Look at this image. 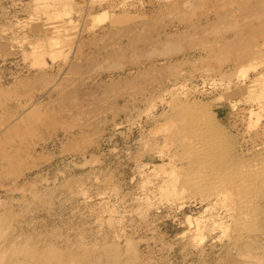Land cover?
Masks as SVG:
<instances>
[{"label": "rangeland", "instance_id": "1", "mask_svg": "<svg viewBox=\"0 0 264 264\" xmlns=\"http://www.w3.org/2000/svg\"><path fill=\"white\" fill-rule=\"evenodd\" d=\"M38 1L0 0V85L9 89L11 84L13 88L18 80L26 81L45 71L51 79L22 87L9 96L11 99H5L0 117L12 113L18 105L17 109L49 104L55 110L57 103L63 102L61 97L65 109L75 113V117L70 126H37L34 139L25 141L33 148L23 143L24 149L32 152L25 154L29 156L23 158L24 167H19V174L7 175L9 178L0 174V264H38L47 258L53 262L60 258L65 264H264V176L258 178L264 174L260 173L264 170V97H260L259 103L244 91L246 82L251 81L248 78L262 72L263 63L241 67L242 73L248 75L242 76L243 82L236 75L240 69L230 73L232 63L227 61L229 65L218 66L217 57L213 60L207 49L213 40L212 43L219 44L223 40L220 35L224 36L226 30L210 35L201 30V25L214 21L212 12L196 14V19L194 15L187 20V16L183 18L185 15L182 19L161 11V4L170 0L164 3L163 0H68L71 5L66 0L68 6H60L58 10L62 12L54 15V20L59 15L70 20L65 34L73 44H56L52 51H42L38 67L36 57L27 52L38 46L44 34L33 28L39 21L43 24L53 19L43 17V22L39 19L47 15L39 13V17L37 10L35 13L37 3L42 5ZM122 12L129 13L130 19L111 27V15ZM231 30L224 36L229 37L228 41L242 34L238 31L232 35L235 30ZM175 33L180 37L176 38ZM202 34L210 41L205 48H200V42L204 45ZM169 36L177 41L174 46L167 49L158 44ZM185 40L188 45L183 46ZM109 52L113 53L111 57L118 55L117 58H103ZM202 64H210V69L212 65L216 70L224 68L230 71L231 78L223 79L219 70L211 73L213 68H206L210 72L203 71ZM75 66L83 68L82 71L72 74ZM141 68H147L150 75L134 81ZM253 68H258L257 72ZM163 84L169 86H165L168 90L174 88L173 97L179 103L195 108L196 116L202 117L199 122L208 124L207 131L210 129L219 139V149L213 136L210 141L215 151L221 152L220 158L215 152L216 162L219 160L216 165L226 161L232 162H228L230 166L234 162L255 163L252 164L255 179L259 180L252 176L255 171L249 178L258 184L255 186L258 191H253L257 192L255 197L251 193L254 198L251 200L255 201L251 204L254 219L247 222L250 226L246 223L249 226L246 231L243 230L246 225L243 226V233L206 194L204 198L201 192L189 189L191 193L186 190L173 199L156 195L157 186H153L162 177L165 179L163 165L167 168L169 162L171 166L173 162L182 165L171 155L176 146H170L172 137L162 126L171 116L168 109L171 94L166 93ZM156 89L160 95L154 92ZM162 131L167 133L165 139ZM162 144L171 150L167 151ZM213 159L210 162L215 166ZM258 166L261 170H257ZM200 219L203 228L195 233V223ZM209 220L211 223H207ZM226 222L230 228L233 225L236 228L227 229ZM221 223H225V228Z\"/></svg>", "mask_w": 264, "mask_h": 264}, {"label": "bare ground", "instance_id": "2", "mask_svg": "<svg viewBox=\"0 0 264 264\" xmlns=\"http://www.w3.org/2000/svg\"><path fill=\"white\" fill-rule=\"evenodd\" d=\"M48 1L49 0H45V2H48ZM67 1L66 0H53V2H51L53 4L52 5L49 3L46 4L43 0L41 2V0H40V3L42 5L44 4L45 6L38 5V3H37V6L35 5L36 3L34 4L36 7H35V9L33 7V9L35 10V13L37 10L36 14H38L39 17L42 14L47 15V16L42 15L41 16L42 18L41 17L39 18V19H41V21H42L43 17H48L49 20H50V18L51 19L53 18V19H52V21L50 20L51 22L50 21L47 22L48 21L47 20L46 23L43 19V21H44L43 24H39V22H40L39 21L38 25H35L34 28L32 27L34 30H38L44 34V38L39 40V42L40 41L41 42L37 43L38 46L34 47L32 50H30V52H27V53L34 55L36 57L37 60H35V61H37L36 62L37 64L35 62H33V60L35 58H33V60L31 59L33 64L38 65L39 57L40 58L43 57L44 52H42V51H45L46 53H48L49 50L52 51L53 49H55L56 44H58V45L63 44V46L65 44H66L65 46H67L68 43L73 44V43L69 42V38H68L69 35L67 37L65 34V32L70 27L69 25L71 22L68 18L67 19L69 21L65 18H61L59 14L62 11L58 10L60 8V6L63 8V7H65V5L68 6V3H69V5H71V3L69 1L67 3ZM164 1L165 0H163V3H164ZM170 1L167 2V0H166V2H167V3L165 2L166 4H164V5L161 4L163 6V8H161V11H163L165 13V15H170V14L175 15L176 14L178 16H181V18L183 17L182 15H185L183 18L185 19V17L187 16V20H189L188 17L191 18L192 16L195 15L194 17L196 19L199 15H203V14L206 15L207 12L208 13L212 12L215 15V17L213 18L214 19L213 22L206 20V23L207 22H210V23H207L205 25L203 24L204 26L201 25L202 29H201V26H197V27L194 26L195 29L196 28L198 29V27H199L207 35L217 33L220 31H225V30L226 31L224 33L228 34V32H230V31H228V29L229 30L233 29V30H231V32L232 31L234 32V30H235V32L232 35L236 34V32H238V31H239V34H240V32L242 33L238 36H237V34L234 35V38H236L237 42H235L233 36H232V38L230 36V38L233 39V41H228L229 37H228V39H225V37H224L225 34H224V36L220 35V37L223 38V40L221 39L222 41H220L219 44L218 43L217 44L212 43L214 41L213 40L211 42L210 48L207 49V51H208L207 55L208 56H210V57L213 56V58H212L213 60H215L214 58L217 57L216 64L218 65V63H219L218 66H221L223 63L224 64L225 63L228 64V62L232 63L233 67L231 66L232 68L229 69L231 72L228 70L224 71L223 70L224 68L220 69V67H219V69H218V67H216L217 68V70H216L213 67V65L211 66V69L213 68L211 70L210 64H211L212 59H210V64L206 65L207 67L203 66V64H202V67L204 68V69L202 68L203 71L206 70V68L210 69L212 71L211 73H215V70L216 71L219 70L218 72L220 75H222L223 79L228 80L227 78L230 76L229 77V79H230L231 75H232L230 73H235L234 71L240 69L238 72L239 75H238V73H236V75L238 76L239 79L241 77V81L243 82V80H244L243 77L248 76L247 73H246L247 76L245 75V72L242 73L243 72L242 70L245 69V67H243L244 65L251 66L252 64L255 65L256 63L257 64L260 63L262 66V63H263V67H264V0H183V1L181 0L178 4L176 3L177 0L176 1L173 0V1H175L174 3H176V5L173 3V1L172 2H170ZM37 2H39V1L37 0ZM160 3H159V5H160ZM50 6H54L55 9H49ZM157 6L158 5H156V7ZM154 9H155V7H154ZM157 9L159 10L160 8L157 7ZM238 11H239V14L237 13ZM160 12H159V15H160ZM39 13H40V15H39ZM57 13H59L58 14L59 17L56 16L57 18H55L56 20H54V15H56ZM91 13H93V12L91 11ZM100 13H103V11ZM100 13L99 14L96 13L97 16L100 15ZM107 13L105 12V15ZM140 14H143V13H140ZM91 15L88 17L91 18ZM129 15L130 14L126 13V12L113 14V15H111V20L109 19V24L112 25L111 27H113V26H116L119 24L126 23V21L128 19H130ZM64 16H65V14H64ZM135 16L137 17L139 15H135ZM135 16H134V18H136ZM106 17H107V15H106ZM209 17H211V16H209ZM211 18L210 19L208 18V19L212 20ZM132 19H131V21H132ZM92 20H95V18L94 19L92 18L91 22H93ZM187 22H189V21H187ZM89 23H90V21H89ZM93 24L97 25V23H95V22ZM200 24H201V22H200ZM91 25H92V23H91ZM186 26H185V28H186ZM89 27H91V26H89ZM191 27L189 29L193 30V28H191ZM107 28H108V26H107ZM236 29H237V31H236ZM108 30H109V28H108ZM179 31H181V30L179 29L178 32ZM108 32L110 33V31H108ZM193 32L196 33L195 30H193ZM193 32H192V35H193ZM175 34L178 35L177 33H175ZM190 34L188 36H190ZM203 34L201 37L202 38L204 37V38L201 40H203L202 44L204 42V45L202 47L201 42H200V48H205L204 47L206 45L205 43L210 42L206 38V36H203ZM176 35H174L176 38L180 37L179 35L178 36H176ZM228 35H226V36H228ZM160 36H162V35H160ZM171 36H172V38H175V37H173V34ZM217 36H218V34H217ZM236 36L238 37V39ZM172 38H170V36L168 38H166V40L164 38V40L159 42L158 44L160 46H162L163 48H166L167 46L172 47L177 43V41L172 39ZM208 38H210V37H208ZM154 39L156 40L157 38H154ZM182 39L183 38H181L180 40H182ZM197 41H198V39H197ZM193 43H196V40H195V42L192 41V44ZM198 43H199V41H198ZM185 44L188 45V43H186V40L183 41V46H185ZM192 44H190V45H192ZM194 45L196 46V44H194ZM168 47H167V49H168ZM187 47H189V46H187ZM39 48L41 50H39ZM56 48H59V46ZM128 48H130V47H128ZM193 48L194 47H191L189 49H193ZM122 51H124V50L122 49ZM200 52H198V53H200ZM29 54H27V55L30 58L31 55H29ZM109 54L106 53L105 55L107 57L105 56L103 58L115 59L118 56V55L117 56L114 55L113 57H111L113 55V53L109 52ZM180 57H181V55H180ZM202 57H204V56L202 55ZM137 58L138 57H136L134 60H136ZM207 58L205 57L206 60H207ZM199 59H201L200 56H199ZM199 59H197L196 60L197 62L196 61L195 62L196 63L200 62V61H198ZM202 60L203 59H201V61ZM206 60H204V62H206ZM41 61H42L41 63H43V60H41ZM212 63L214 64L215 62L213 61ZM198 64H196V65H198ZM260 64L257 66L260 67ZM39 66H41V65L39 64L38 67ZM42 66L46 67V66H44V63ZM199 66H200V64H199ZM257 66H254V67H257ZM43 67H41V68L43 69ZM158 67H161V66H158ZM252 67L253 66H251V68ZM263 67H261L262 69L260 68L262 72H259L256 75H254L255 78H254V76H253V79L247 77L248 80L250 79L251 81L248 82L245 79L247 81L246 82L247 85L244 87V91L247 93V95H249L250 98L252 97L254 99V101H255V99L259 100V101H257L259 103L261 100L260 97H264V69H263ZM75 68L76 69H75V71L72 72V74L77 73L78 71L81 72L83 69V68L80 69V66H75ZM247 68H248V66H247ZM162 69H163V67H161V70ZM257 69L256 70L254 69L253 71L257 72ZM42 71L44 72L45 70H42ZM207 71L208 70H206V72ZM46 72L47 71H45L44 74L40 73V76H39L38 75L39 73L37 74L35 71V73L37 74V76L35 74H33L36 76L35 78H32L33 77L32 76V77H30V79H28L26 81L25 80H18L17 85L16 86L13 85L14 86L13 88L11 87V84H9L10 87L8 86L9 89H7V86L4 87V86L0 85V111H2L1 109L5 105V103H4L5 99L7 101V98L9 96H11L12 94H14L16 92H19V90L21 91L22 87L28 88L29 85L34 86L35 84H37V82H41V81L43 82V80L51 79L48 77V73L46 76V74H45ZM208 72H210V71H208ZM218 72H216V73H218ZM228 72H230V73H228ZM138 73L139 74L134 79V81H139L140 79L144 78L145 76L150 75L149 70L147 68L139 69ZM206 74L209 75L208 73H206ZM206 74L204 76H206ZM123 76H125V75L123 74ZM224 77H226V78H224ZM128 78H131V77H128ZM128 78L126 80H128ZM10 83H12V81ZM41 83H39V86H41L40 85ZM141 83H143V82H141ZM14 84H15V82H14ZM139 85H140V83H139ZM163 85H164V87L168 86L166 84H163ZM160 87H161V85H160ZM168 87H165L164 90L166 91V93L169 92L171 94V95L169 94L171 96V101H168V104H169L168 109L171 112V116L170 117L168 116V119L166 118L167 120L165 119L167 122H164L165 120L163 121L162 126L166 127L167 133L169 132V134H167V133L166 134L169 135V137L170 136L172 137V140H170L171 137L169 138V140L171 141V142L170 141L169 142L170 143L173 142L172 145H170V146L173 147V145H174L176 147H173V148H175L176 150H180L179 153L175 149H174V151L171 152L170 151L171 149H169V147L167 145L166 146L167 151L169 149L171 155L173 153V155L175 156L174 158H176L177 161H180L179 163L182 165L179 164L180 166H177V163L173 162L174 158L172 156H170V158L172 157L171 161L173 162V165L172 166L169 165L171 163V162H169L168 165H166V166H168V168L165 167V165H163L165 168V169H163V166H162V169H163L162 171L165 174L164 175L162 173V176L164 175L165 179H163V177L161 176L162 177L161 182L159 181L160 183H158L157 185L155 184L153 186L154 188L157 186L155 188L156 195L160 196V198L163 197V198L173 199L174 197H177L181 193H182L181 195H183V193L185 194L187 191L189 193L190 190H193V191L195 190L196 191V192L194 191L195 193H197V191L201 192L199 194L201 196L203 195V197H204V194H206V196L208 195L209 197L214 199V202L216 205L215 207L221 208L222 211H224L225 214H227L226 217L229 216L230 217L229 220H232L234 225L236 227H239L238 229L242 230L243 226L246 225L247 222L251 223L254 219L253 218L254 217L253 212H255V210H252V212H251V208L254 207V206H251V204L253 202L252 205H254L255 201H252V200H254V198H252L251 193L258 189V187H255V186H258V184L255 185L253 183L255 181L259 180L260 176H262V175L264 176V174L261 173L262 171L264 172V170L263 169L261 170V168H259V166L261 167V165H259L257 167V170H259V169L261 170L260 171L261 175H259V176L257 175L259 179L256 180L255 179L256 178L255 177L256 176V174H255L256 169L254 167L255 163H250L251 165H249V163H247L249 165L248 166L246 163L242 164L241 162L239 164L236 163L237 165H235V162H234L232 164V166H230V164L232 162L230 163L228 161L230 163L229 164L226 161V164L224 162L223 165H220V164H222L220 162L217 164L218 165L217 166L216 163L219 160L217 159V162H216V156L219 157V154H221V152L220 153L216 152L215 149L213 148L212 144L210 143V141L213 140V137L215 134L212 135L211 131H209L210 129L208 130L210 132V134H209L207 131V128H206V127H208V124L206 125L205 122L203 124V120H201L199 122V120L202 119V117L196 116L195 108L191 107V105H188V104L179 103L178 100H176L173 97L174 92H172V90L174 88L169 89L170 90L169 91L167 89ZM157 88H158V86H157ZM123 89H124V87H123ZM141 90H143V89H141ZM157 91H158L157 89H156V91L154 90L155 93H157ZM162 91L163 90L161 89V92ZM56 93H57V91H56ZM164 93H162V95ZM144 94H145V92H144ZM157 94L160 95L159 93H157ZM65 95H67V94H65ZM65 95H63V96H65ZM143 97H146V96H143ZM161 97H164V96H161ZM154 98H158V97H154ZM8 99H11V98H8ZM159 99H162V98L159 97ZM61 100L64 102L63 97H61ZM63 102L57 103V105L55 106V110H54V107H51L49 104H36V105L31 104L27 107L21 106V107H19V109H17V107L19 105L17 107L14 106L15 109H17V111H16L17 113H15V109L11 110L12 113H10L6 116H5V113L4 114L2 113L4 115V117L3 118L0 117L2 119V121H0V174L1 175H6V177H8L7 175H12L14 173H17V175L19 174L17 171H18L19 167L20 168L24 167V163H23L24 159L23 158L26 157L25 154H27V153L30 154L32 151L30 152L29 148H33V147H30L31 145L29 146V143H26L25 141H27L28 139L30 140V138L32 139V137L34 139V137L36 136V135H34L35 129L37 132V129L40 128L39 125H41V127L47 126V125H49V126L50 125H57V124H60V125L63 124L66 126L71 125L70 123L72 122V118L75 117V113H72V112L68 111L67 109H65V107L63 106ZM150 103H151V101H150ZM258 105H260V104H258ZM8 109H10V108H8ZM9 111L7 113H9ZM170 112H169V114H170ZM63 114H65L66 117L62 116ZM1 122H2V124H1ZM37 126H38V128H37ZM163 127H161V130H163ZM36 132H35V134H36ZM166 134L164 136V139L167 136ZM209 135H211V136H209ZM78 139L79 138H77V140ZM217 139L218 138H215L214 141L216 140L215 145L217 146V149H219L218 148L219 147L218 146V140L219 139L218 140ZM167 140H165V141L167 142ZM166 142H164V143H166ZM23 143L25 145L27 144L29 148L24 149L26 147L23 145ZM30 143H32V141ZM170 143H168V144H170ZM174 143H176L177 145H175ZM212 143H213V141H212ZM162 145L164 146V148H166L164 144H162ZM213 145H214V143H213ZM215 152L218 153V155L216 154V156H215ZM22 153H23V155H22ZM27 157H26V159H28ZM212 157H215V159H213L214 163L216 162L215 166L212 165L213 163L210 162V159H212ZM174 163H176V165ZM252 164H254V166H252ZM263 167L264 166H262V168ZM25 168H27V167L25 166ZM253 172L255 175L253 174ZM251 175L254 176L255 181L254 180L250 181L251 179H249V178L252 177ZM12 177H14V175H12ZM262 177H261V179H262ZM1 178H2V176H1ZM255 183H257V182H255ZM260 184H261V182H260ZM261 186H262V184H261ZM261 186H260V188H261ZM193 191H192V193H193ZM202 192H203V194H202ZM190 193H191V191H190ZM253 193H254L253 196L255 197V194L257 192H253ZM206 196L204 198H206ZM227 219H228V217H227ZM201 221H202V219H200V222L198 220L195 223L193 232L199 233L200 230H202L203 227H202ZM215 221L216 220H214V222ZM232 222H230V223L228 222V223L231 225ZM207 223H211L210 220ZM207 223L205 222V224H207ZM248 223H247V225H249ZM213 224H215V223H213ZM208 225H210V224H208ZM221 225H222V223H221ZM223 225L222 226L225 228V223ZM234 225H233V227H234ZM247 225L245 226V229H243L244 231H246L247 230L246 228H248L250 226L249 225L247 227ZM203 226H205V225H203ZM226 226L228 229L229 225H227V222H226ZM206 227H207V225H206ZM210 227H211V225H210ZM233 227L231 226V228H233ZM236 227H234V228H236ZM229 228H230V226H229ZM227 229H224V230L226 231ZM243 230H242V233L244 232ZM233 231H234V229H233ZM237 232H238V230H237ZM237 232H235V234ZM239 233H241V231H239ZM43 261L44 262H39L38 264H65L60 258H57V260L54 262L50 261L48 258L43 260ZM15 264H21V263H15ZM23 264H27V263H23Z\"/></svg>", "mask_w": 264, "mask_h": 264}]
</instances>
